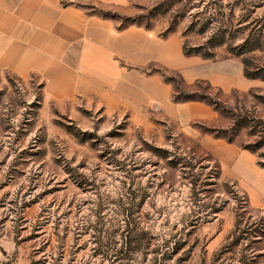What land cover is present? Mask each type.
Returning a JSON list of instances; mask_svg holds the SVG:
<instances>
[{
  "label": "rangeland",
  "instance_id": "rangeland-1",
  "mask_svg": "<svg viewBox=\"0 0 264 264\" xmlns=\"http://www.w3.org/2000/svg\"><path fill=\"white\" fill-rule=\"evenodd\" d=\"M77 4L118 29L178 38L198 72L264 70V0ZM143 70L161 75L172 103L200 104L213 115L193 118L202 113L188 108L173 118L153 104L80 94L56 102L39 76L0 69L3 264H264V209L222 174L213 152L225 141L211 133L229 129L231 115L264 120V82L244 76L248 89L223 90L157 63ZM256 140L240 130L234 144ZM263 153L264 146L257 161ZM121 202L135 207L129 253ZM197 217L189 238L187 221Z\"/></svg>",
  "mask_w": 264,
  "mask_h": 264
},
{
  "label": "crops",
  "instance_id": "crops-1",
  "mask_svg": "<svg viewBox=\"0 0 264 264\" xmlns=\"http://www.w3.org/2000/svg\"><path fill=\"white\" fill-rule=\"evenodd\" d=\"M88 1L116 2L0 0V69L22 78L39 76L52 101L71 99L75 94L92 95L153 104L173 118L182 117L188 108L201 111L193 118H207L213 112L200 104L172 103L171 88L161 75L143 70L150 63L179 70L188 83L203 79L223 90L244 91L252 86L241 66H236L233 74L198 72L197 57H184L178 38L159 39L138 26L118 29L111 20L87 13L77 4ZM217 146L220 152L213 153L222 174L244 185L247 203L264 209V168L258 166L255 154L234 143ZM6 250L0 247V264L7 261Z\"/></svg>",
  "mask_w": 264,
  "mask_h": 264
},
{
  "label": "trees",
  "instance_id": "trees-1",
  "mask_svg": "<svg viewBox=\"0 0 264 264\" xmlns=\"http://www.w3.org/2000/svg\"><path fill=\"white\" fill-rule=\"evenodd\" d=\"M183 54L185 56H198L199 55L204 59H210L213 57L212 53L201 55L197 52L195 53L187 52L185 51V49H183ZM260 71L261 70H258V72ZM260 74L259 73H256V74L244 73V76L248 79H259L264 82V70H262ZM214 110L219 111V109L215 105H214ZM229 119L231 121V127L229 129H226V130L213 129L211 131V133L215 136V138L223 139L227 143H234L235 138L237 137V133L240 130H246L249 137L256 138L257 140L254 141L253 144L245 145L241 148L253 154H256L257 152H259L262 146H264V120L261 118L255 119L253 117H249L247 114L246 115L245 114L244 115H241V114L231 115ZM257 157H258V161H257L258 166H260L261 168H264V153L261 155H258ZM124 205L125 204L121 202L120 211L121 213L127 215L128 221L126 222L125 229H124L126 235L124 237L125 241H124L123 251L125 253H129L131 251L130 247L134 242V239L132 238V236L135 233V224H134V220L132 219V215L134 213L135 207L130 202H128L125 206ZM198 223H199L198 217L191 218L187 221L186 226L190 228V230L187 232L186 235L189 238L193 235L194 231L197 229ZM164 244L169 245V244H172V242L169 241V242H165Z\"/></svg>",
  "mask_w": 264,
  "mask_h": 264
}]
</instances>
